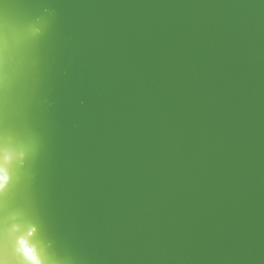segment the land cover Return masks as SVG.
I'll return each instance as SVG.
<instances>
[{
  "label": "water",
  "instance_id": "1",
  "mask_svg": "<svg viewBox=\"0 0 264 264\" xmlns=\"http://www.w3.org/2000/svg\"><path fill=\"white\" fill-rule=\"evenodd\" d=\"M0 213L45 264H264V0H0Z\"/></svg>",
  "mask_w": 264,
  "mask_h": 264
},
{
  "label": "clouds",
  "instance_id": "2",
  "mask_svg": "<svg viewBox=\"0 0 264 264\" xmlns=\"http://www.w3.org/2000/svg\"><path fill=\"white\" fill-rule=\"evenodd\" d=\"M8 163V151L3 145H0V213L4 210V198L10 180ZM18 230L16 227L8 229L6 227V220L0 216V264H45L37 246L27 238V236H31L33 233L17 237L14 245L15 259L7 258L6 240L11 233Z\"/></svg>",
  "mask_w": 264,
  "mask_h": 264
}]
</instances>
